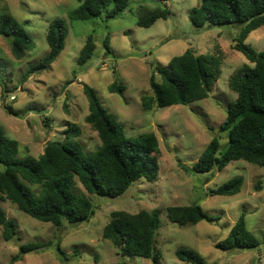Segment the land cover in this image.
Listing matches in <instances>:
<instances>
[{"label":"rangeland","instance_id":"obj_1","mask_svg":"<svg viewBox=\"0 0 264 264\" xmlns=\"http://www.w3.org/2000/svg\"><path fill=\"white\" fill-rule=\"evenodd\" d=\"M200 2L174 0L169 3L167 20L160 19L151 28H142L137 25L138 8H156L161 6L158 2L134 0L128 11L114 19H106L104 15L102 19L73 21L70 14L78 7L77 0H0V15L8 13L15 17L36 43L33 51L16 60L10 40L0 36V59L9 90L3 100L0 86V126L7 136L20 143V157H39L48 142L63 141L69 124L81 129L79 139L87 153L101 146L98 133L86 122L89 101L84 84L96 90L103 106L124 125L128 137L154 133L161 151L158 178L135 182L119 198L91 195L77 183L95 206L94 216L77 226L57 227L40 222L11 202H3L7 217L18 224L19 240L5 241L0 226V264H154L151 259L123 257L103 237L113 211L137 214L143 210L157 211L160 215L156 248L162 258L158 264H189L177 258L180 247L194 249L207 264H264V167L239 160L222 171L214 169L203 174L192 170L214 137L219 138L220 151L225 150L228 138L220 126L226 119L229 103L237 97L229 88V80L239 68L250 64L235 49L234 40L241 28L212 25L198 29L192 25L189 12ZM57 18L64 19L68 28L63 52L49 69L23 82L26 70L49 53L46 34L49 24ZM90 35L96 50L86 65H79L80 52ZM107 38L110 50L105 45ZM246 43L256 51H264V26L252 32ZM187 49L197 55L220 56L221 76L210 97L190 105L144 109L142 97L153 94L150 86L153 62L166 67ZM156 80L161 81L158 74ZM115 82L125 87L121 94L110 92L109 87ZM4 105L20 116L7 114ZM235 177L244 179L239 194L209 195V190ZM192 204H199L215 220L184 227L169 221V207ZM241 213L246 214L247 226L261 242L260 248L230 251L217 248L216 244L227 237ZM28 243H43L47 247L14 261L21 245Z\"/></svg>","mask_w":264,"mask_h":264},{"label":"trees","instance_id":"obj_2","mask_svg":"<svg viewBox=\"0 0 264 264\" xmlns=\"http://www.w3.org/2000/svg\"><path fill=\"white\" fill-rule=\"evenodd\" d=\"M79 5L70 14L73 21L114 19L129 10L134 0H77ZM161 6L138 8L137 25L151 28L158 20L170 17L169 3L174 0H153ZM192 25L198 29L206 26H235L241 28L235 49L250 64L239 68L229 80V88L237 95L229 103L227 116L220 131L227 134L228 142L220 151V141L214 137L192 170L196 173L222 171L231 162L243 160L264 167V51H256L246 43L249 35L264 26V0H201L189 12ZM68 35L66 21L54 19L48 27L46 40L50 51L39 63L32 65L23 82L35 73L49 69L65 48ZM0 36L11 42L12 55L22 60L36 48L35 40L23 25L11 14L0 15ZM110 50L109 39L105 41ZM96 50L90 35L79 58V65H86ZM154 73L150 79L152 95L142 97L146 110L163 109L175 105H190L210 97L214 83L221 76V59L217 54H201L192 49L176 56L166 67L153 62ZM4 64L0 59V86L2 98L9 92L4 80ZM156 74L161 81L156 80ZM125 87L115 82L110 92L122 93ZM83 91L89 101L90 124L101 140L94 152L87 153L80 141L81 129L69 124L63 141L48 144L39 157H20V143L7 136L0 126V226L5 241L17 238L18 224L7 217L2 203L9 201L18 210L44 223L57 227L64 224L77 226L88 222L95 214L91 199L79 190L80 183L91 195L116 199L123 196L137 181H155L159 176V140L154 133L128 137L124 125L101 103L96 90L88 84ZM7 114L18 117L12 107L4 105ZM243 177H235L218 188L209 190L211 196H234L241 192ZM258 191L259 187L257 188ZM171 223L180 227L196 225L202 221L213 222L199 204L172 206L167 209ZM160 229L157 211H140L131 214L113 211L110 221L103 229V237L112 242L123 257L151 259L158 264L162 253L156 248ZM261 242L246 223L241 213L227 237L216 247L224 250H252L260 248ZM47 247L43 243H28L20 247L15 260L30 253H39ZM58 251L62 250L58 246ZM177 258L189 264H207L204 257L194 249L180 247Z\"/></svg>","mask_w":264,"mask_h":264},{"label":"water","instance_id":"obj_3","mask_svg":"<svg viewBox=\"0 0 264 264\" xmlns=\"http://www.w3.org/2000/svg\"><path fill=\"white\" fill-rule=\"evenodd\" d=\"M51 142H48V144H50Z\"/></svg>","mask_w":264,"mask_h":264},{"label":"built area","instance_id":"obj_4","mask_svg":"<svg viewBox=\"0 0 264 264\" xmlns=\"http://www.w3.org/2000/svg\"><path fill=\"white\" fill-rule=\"evenodd\" d=\"M12 99H15V98L12 97Z\"/></svg>","mask_w":264,"mask_h":264}]
</instances>
